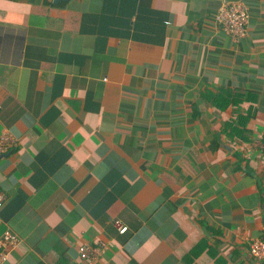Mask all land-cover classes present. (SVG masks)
Listing matches in <instances>:
<instances>
[{"label":"crops","instance_id":"0c3cea01","mask_svg":"<svg viewBox=\"0 0 264 264\" xmlns=\"http://www.w3.org/2000/svg\"><path fill=\"white\" fill-rule=\"evenodd\" d=\"M4 135L3 264H264V0H0Z\"/></svg>","mask_w":264,"mask_h":264},{"label":"built area","instance_id":"2783aa9c","mask_svg":"<svg viewBox=\"0 0 264 264\" xmlns=\"http://www.w3.org/2000/svg\"><path fill=\"white\" fill-rule=\"evenodd\" d=\"M249 13L248 9L241 3L225 4L220 9L216 16V20L223 26L228 35L235 40H241L246 34V26L248 24ZM17 141L8 135L0 138V150L9 151L15 148ZM6 194L0 191V207L6 200ZM121 234H125L127 227L122 226L119 222L116 223ZM20 240L17 235L11 231H6L0 237V264H3L8 257V249L16 247ZM102 245V244H101ZM103 246V245H102ZM80 257L87 264H94L96 259V250L93 247L82 246L79 249ZM251 255L258 261L264 262V241H255L250 245Z\"/></svg>","mask_w":264,"mask_h":264}]
</instances>
